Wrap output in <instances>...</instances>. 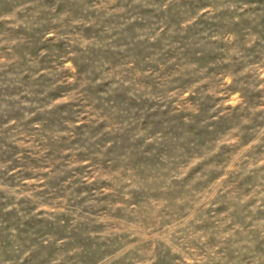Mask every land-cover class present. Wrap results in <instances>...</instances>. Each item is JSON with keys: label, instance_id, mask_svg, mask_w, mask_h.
<instances>
[{"label": "rangeland", "instance_id": "1", "mask_svg": "<svg viewBox=\"0 0 264 264\" xmlns=\"http://www.w3.org/2000/svg\"><path fill=\"white\" fill-rule=\"evenodd\" d=\"M0 264H264V0H0Z\"/></svg>", "mask_w": 264, "mask_h": 264}]
</instances>
